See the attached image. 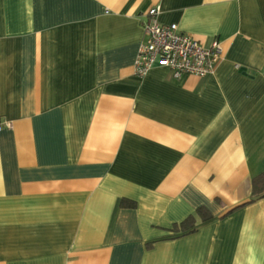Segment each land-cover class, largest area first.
Returning a JSON list of instances; mask_svg holds the SVG:
<instances>
[{
    "label": "crops",
    "instance_id": "1",
    "mask_svg": "<svg viewBox=\"0 0 264 264\" xmlns=\"http://www.w3.org/2000/svg\"><path fill=\"white\" fill-rule=\"evenodd\" d=\"M151 8L214 74H134ZM0 121V264H264V0H0Z\"/></svg>",
    "mask_w": 264,
    "mask_h": 264
},
{
    "label": "built area",
    "instance_id": "2",
    "mask_svg": "<svg viewBox=\"0 0 264 264\" xmlns=\"http://www.w3.org/2000/svg\"><path fill=\"white\" fill-rule=\"evenodd\" d=\"M158 13L159 8H151L142 22L143 40L134 60V74L144 77L154 66L166 68L174 79L214 74L222 59L220 42L213 40L203 46L191 35L180 32L175 24H160ZM4 127L10 124L0 121V129Z\"/></svg>",
    "mask_w": 264,
    "mask_h": 264
},
{
    "label": "trees",
    "instance_id": "3",
    "mask_svg": "<svg viewBox=\"0 0 264 264\" xmlns=\"http://www.w3.org/2000/svg\"><path fill=\"white\" fill-rule=\"evenodd\" d=\"M264 199V172H261L250 182V197L248 203ZM119 206L121 208H135V203L127 199H121ZM212 219L209 211L201 206L198 207L192 214L187 216L180 223L173 224L168 230L173 236H181L194 233L198 223H205Z\"/></svg>",
    "mask_w": 264,
    "mask_h": 264
}]
</instances>
